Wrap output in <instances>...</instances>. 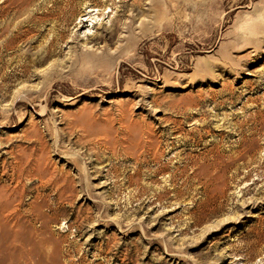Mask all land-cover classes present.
Instances as JSON below:
<instances>
[{
  "label": "rangeland",
  "instance_id": "374dc122",
  "mask_svg": "<svg viewBox=\"0 0 264 264\" xmlns=\"http://www.w3.org/2000/svg\"><path fill=\"white\" fill-rule=\"evenodd\" d=\"M257 111L264 0H0V264H264Z\"/></svg>",
  "mask_w": 264,
  "mask_h": 264
},
{
  "label": "bare ground",
  "instance_id": "6f19581e",
  "mask_svg": "<svg viewBox=\"0 0 264 264\" xmlns=\"http://www.w3.org/2000/svg\"><path fill=\"white\" fill-rule=\"evenodd\" d=\"M133 21L128 25V29H130V28H132L133 29ZM115 32H112L111 33V36H110V39L111 40H113L114 38H115V36H116V34H117V30H114ZM85 54H87V53H84V55ZM90 54V53H89ZM103 55H105L106 57L108 56V57H113V56H115V54H112V53H110V52H108V51H105V52H103ZM96 58V57H95ZM101 58V57H100ZM78 59L79 58H76L75 59V61H78ZM84 59V61L87 59V57H82L80 60H83ZM114 60V59H113ZM112 60V61H113ZM20 65V64H19ZM22 65V67H24V65H25V63L24 64H21ZM258 116H261V120H260V123L262 124V125H264V113L262 112V111H257L256 113H253V118L252 119H256ZM249 119V118H248ZM251 120V119H250ZM249 120V121H250ZM257 121V120H256ZM252 123H254V122H252ZM242 126V125H241ZM206 127V126H205ZM203 133V132H202ZM245 137H246V135H245ZM244 138V137H243ZM232 158V157H231ZM218 160V159H217ZM231 161V160H230ZM221 168V167H220Z\"/></svg>",
  "mask_w": 264,
  "mask_h": 264
}]
</instances>
